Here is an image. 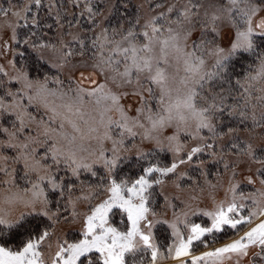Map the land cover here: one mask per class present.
I'll return each mask as SVG.
<instances>
[{"label":"snow or ice","instance_id":"snow-or-ice-1","mask_svg":"<svg viewBox=\"0 0 264 264\" xmlns=\"http://www.w3.org/2000/svg\"><path fill=\"white\" fill-rule=\"evenodd\" d=\"M6 2L0 264H264V0Z\"/></svg>","mask_w":264,"mask_h":264},{"label":"rangeland","instance_id":"rangeland-1","mask_svg":"<svg viewBox=\"0 0 264 264\" xmlns=\"http://www.w3.org/2000/svg\"><path fill=\"white\" fill-rule=\"evenodd\" d=\"M24 0H12V3L14 4H23ZM54 2V7L52 8L51 12L48 11V4H49V0H43V4L44 7L41 8L39 10V16L44 20L45 23L47 24H52L53 28L52 31L48 33V35H53L54 33H56L57 31H59L58 27L55 24V16H56V12L59 10L60 15L62 17H65L67 20H71L73 15H76L77 17H79V9L74 8L73 4L70 2V0H53ZM96 3L103 5L104 4V0H95ZM0 3H4L5 6H7V2L6 0H0ZM145 4V9L147 8V4L145 2V0H132V3L130 5L131 6H135L137 4ZM135 9V7H134ZM33 11L35 12L36 10L33 9ZM63 22V21H62ZM81 23L84 26H87V18H81ZM8 36L7 34H5L3 36V39H7ZM145 147H151V145H145ZM165 153H160L161 158L163 159L165 157ZM136 157L135 155H131L128 159L122 160L121 165L123 163H125L126 161H131V160H135L136 161ZM209 167L212 169V171H216L217 168H221V165H214L212 163H209ZM78 233L75 231H69L68 232V236L69 238L74 237L75 235H77ZM248 259H251V257H249Z\"/></svg>","mask_w":264,"mask_h":264},{"label":"trees","instance_id":"trees-1","mask_svg":"<svg viewBox=\"0 0 264 264\" xmlns=\"http://www.w3.org/2000/svg\"><path fill=\"white\" fill-rule=\"evenodd\" d=\"M130 11H135L134 7L131 6L129 8ZM121 11H123V9H121ZM52 31V30H51ZM53 32V31H52ZM136 164V161L135 160H131V161H126L125 163H123L121 165V169L124 171V172H128V171H136L138 169H133V165Z\"/></svg>","mask_w":264,"mask_h":264}]
</instances>
